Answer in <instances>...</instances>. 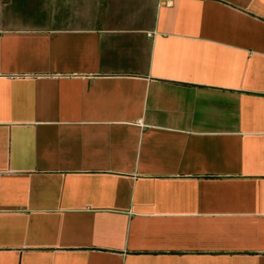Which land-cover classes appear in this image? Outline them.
Masks as SVG:
<instances>
[{"label": "crops", "instance_id": "1", "mask_svg": "<svg viewBox=\"0 0 264 264\" xmlns=\"http://www.w3.org/2000/svg\"><path fill=\"white\" fill-rule=\"evenodd\" d=\"M0 264H264V0H0Z\"/></svg>", "mask_w": 264, "mask_h": 264}]
</instances>
